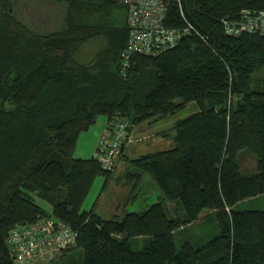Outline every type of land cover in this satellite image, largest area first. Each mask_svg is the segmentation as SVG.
I'll list each match as a JSON object with an SVG mask.
<instances>
[{"label": "trees", "instance_id": "1", "mask_svg": "<svg viewBox=\"0 0 264 264\" xmlns=\"http://www.w3.org/2000/svg\"><path fill=\"white\" fill-rule=\"evenodd\" d=\"M165 3V25L183 29L182 38L127 57L122 0H39L30 22L21 0H0V264H264V208L243 207L264 196V75L256 74L264 71V34L226 27L244 10H264V0ZM91 42H100L92 56L84 53ZM188 102L200 109L178 121L174 146L137 157L124 149L115 159L130 164L129 202L145 173L161 198L138 211L119 205L110 216L96 204L83 209L97 178L106 188L115 166L96 154L77 157L81 134L104 115L105 128L125 117L128 139ZM246 155L256 170L241 169ZM210 216L217 235L177 244L179 232ZM52 219L72 228L74 243L18 262L12 232Z\"/></svg>", "mask_w": 264, "mask_h": 264}, {"label": "rangeland", "instance_id": "2", "mask_svg": "<svg viewBox=\"0 0 264 264\" xmlns=\"http://www.w3.org/2000/svg\"><path fill=\"white\" fill-rule=\"evenodd\" d=\"M21 2L25 5V8L23 11H19L20 16L30 22L31 19L33 20L35 13H37V10L39 9L37 6L39 4V0H21ZM99 43L100 42H91L90 46L85 47L86 52L84 51V53L92 56L100 47ZM256 74L262 76L264 75V71H258ZM199 109V105L196 102H188L177 113L170 115L163 120L155 123H150L149 121L143 122L140 124L138 129L133 131V139L128 138L125 140L124 149L127 150L126 154L129 157H137L145 152L158 149L159 147L167 148L174 146V137L176 135L175 127L178 121L199 111ZM103 117L106 116L104 115ZM162 132H166V139L159 135ZM98 136L99 134L95 130V126H92L89 130L83 132L79 138L75 155L77 157H90L96 153L98 151V147L95 148V146L98 144ZM93 146L95 150L91 151ZM239 163L244 172L256 170V159L250 155H246L244 158H241ZM114 166L115 170L113 179L109 182L106 188L103 189L105 178L103 176L97 178L91 193L83 205V209H91L96 204L97 210L100 214L110 216L117 213V211H122V207L120 208L119 205L122 206L123 204L129 202L127 198L131 195V186L126 179V170L128 167L130 168V164L127 162V159L120 156ZM145 175L146 176L140 184L144 187L142 188L143 190H138V198L131 200L127 204V210H142L148 204L156 202L161 198L162 190L156 180L148 173H145ZM244 203L245 205L243 207L263 209L264 196L246 199L244 200ZM167 204H172V202H167ZM118 208L120 209L118 210ZM207 214H211V210L206 209L202 212V216ZM40 222L41 221L37 222V224ZM185 229H188V232H179V237L177 239V244L179 246H181L182 240H187V238H191L196 241L197 244H200L212 236L217 235L219 232L217 219L214 216L201 218L200 220H197L185 227ZM203 234L207 235L206 237L201 238L200 236ZM180 237H182V239ZM143 241V239H140L139 244H135V246L141 248L144 244ZM39 254L47 257L48 251L44 249ZM36 260V263L39 264V258Z\"/></svg>", "mask_w": 264, "mask_h": 264}, {"label": "built area", "instance_id": "3", "mask_svg": "<svg viewBox=\"0 0 264 264\" xmlns=\"http://www.w3.org/2000/svg\"><path fill=\"white\" fill-rule=\"evenodd\" d=\"M128 6L130 26L129 44L124 55L129 57L134 52L155 54L174 47L185 31L165 25L167 4L165 0H122ZM226 27L233 33L242 31H259L264 34V10H244L241 17L234 22H226ZM129 119L118 118L104 129L99 139V150L95 153L107 169L114 168L116 157L122 150L128 137ZM100 151V152H99ZM40 226V227H39ZM45 230V231H44ZM76 239L72 228L63 221H41L27 228H17L12 232L10 241L16 260L29 263L44 249L47 257L66 248Z\"/></svg>", "mask_w": 264, "mask_h": 264}, {"label": "crops", "instance_id": "4", "mask_svg": "<svg viewBox=\"0 0 264 264\" xmlns=\"http://www.w3.org/2000/svg\"><path fill=\"white\" fill-rule=\"evenodd\" d=\"M106 122H107V117H99V119H98V121H97V123L94 125L95 126V130L98 132V134H99V139H100V137H101V134H102V132H103V129L105 128V126H106ZM93 126V127H94ZM130 138L131 139H133V135H132V133H131V136H130ZM129 138V139H130ZM165 138V137H164ZM99 139H98V144H97V146H95V148L96 147H98V145H99ZM166 139V138H165ZM172 140V139H171ZM130 142H131V140H130ZM129 147V146H128ZM98 149V148H97ZM95 149H94V146L92 147V149H91V151H94ZM126 152H127V150H126ZM95 154V153H94ZM93 154V155H94ZM93 155H91V156H93ZM90 156V157H91Z\"/></svg>", "mask_w": 264, "mask_h": 264}, {"label": "water", "instance_id": "5", "mask_svg": "<svg viewBox=\"0 0 264 264\" xmlns=\"http://www.w3.org/2000/svg\"><path fill=\"white\" fill-rule=\"evenodd\" d=\"M124 149V145H123V147H122V150Z\"/></svg>", "mask_w": 264, "mask_h": 264}, {"label": "bare ground", "instance_id": "6", "mask_svg": "<svg viewBox=\"0 0 264 264\" xmlns=\"http://www.w3.org/2000/svg\"><path fill=\"white\" fill-rule=\"evenodd\" d=\"M33 263V262H32Z\"/></svg>", "mask_w": 264, "mask_h": 264}]
</instances>
